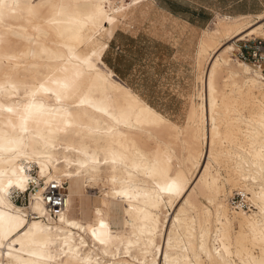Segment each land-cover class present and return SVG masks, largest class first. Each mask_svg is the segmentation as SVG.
<instances>
[{
	"label": "bare ground",
	"instance_id": "1",
	"mask_svg": "<svg viewBox=\"0 0 264 264\" xmlns=\"http://www.w3.org/2000/svg\"><path fill=\"white\" fill-rule=\"evenodd\" d=\"M149 1L128 7L130 0H99L106 6L101 20L84 6L95 0H0V244H5L0 264L264 260V66L257 69L235 57L226 44L264 38V10L217 13L203 29L197 45L202 89L181 126L123 82L104 59L119 18ZM85 53L109 74L90 77L94 86L83 95L65 93L58 100L65 76L87 73L80 63ZM33 101L43 102L48 113L29 121L25 132L20 115ZM205 142L208 159L197 193L208 205L198 194L183 195ZM183 147L194 165L189 174L175 164ZM52 181L68 182V198L98 189L96 213L85 219L83 210L82 217L73 216L67 207L52 216L43 201ZM32 183L29 204H17L14 194ZM233 189L249 195L254 208H233L228 199ZM168 206L174 207L172 220ZM113 207L122 214L119 227Z\"/></svg>",
	"mask_w": 264,
	"mask_h": 264
},
{
	"label": "rangeland",
	"instance_id": "2",
	"mask_svg": "<svg viewBox=\"0 0 264 264\" xmlns=\"http://www.w3.org/2000/svg\"><path fill=\"white\" fill-rule=\"evenodd\" d=\"M221 13L226 14L225 12ZM184 19V16L176 13L170 0H150L141 10L136 9L129 12L125 18H119L114 26L112 41L110 40L109 47L104 54L107 64L115 70L123 82L129 84L172 122L181 126H184L188 120V110L192 100L199 101L198 93L202 89L200 76L204 66L198 61L197 45L203 29L208 28L212 21L211 19L203 26H198L196 23H189ZM257 38L264 41L262 37ZM246 41H228L226 44L230 42L228 46L235 57L247 61L241 57V49L247 43ZM247 62L257 69H262L264 66V64L256 65L249 60ZM202 147L204 149L203 157L201 156L199 167L183 193L185 196L189 192H192L193 195L198 194L197 181L208 159L207 143L205 142ZM187 151L188 149L184 147L178 149L175 164L180 170L189 174L192 169L190 167H194V165H192V161L188 160ZM187 164L188 166H186ZM37 170L38 168L34 166V175H38ZM43 181L41 179V183ZM68 185V182L65 181L66 188ZM35 189L36 186H32L25 193V198L23 195L22 200L19 199L15 202L27 206L30 193ZM18 195H20V190L14 194V198ZM98 198V189H92L90 192L85 191L82 195L68 198L67 207L71 215L82 217L83 210L85 219H89L96 213L92 205L93 201L98 203ZM198 199L205 205L209 204L202 195L198 194ZM228 199L233 208L241 207L245 211L254 208L249 200V195H245L241 189H233L229 193ZM168 207L167 220L170 217L172 220L174 207ZM112 218L116 224L121 221L122 214L116 207H113ZM119 226L120 223L116 227Z\"/></svg>",
	"mask_w": 264,
	"mask_h": 264
},
{
	"label": "snow or ice",
	"instance_id": "3",
	"mask_svg": "<svg viewBox=\"0 0 264 264\" xmlns=\"http://www.w3.org/2000/svg\"><path fill=\"white\" fill-rule=\"evenodd\" d=\"M137 0H130L128 7H131L133 3H136ZM87 8H90L93 10V17L95 19H104V11L103 8L106 6H102V4L99 2V0H95V2L87 3L84 5ZM108 23H112L111 19L107 21ZM82 65H87L88 71L87 73L84 72H78L75 75L72 76H65L63 82L60 84V89L62 91H59L57 93V99L59 100L61 96H63L65 93L68 95L79 93L80 95H83L84 91L90 89L94 86L93 81L90 80V77L98 76L100 73H104L105 76L109 74L108 69L100 63H93V60L87 53L84 54L83 59L80 62ZM44 91H48L45 89ZM34 95V94H33ZM79 98V97H77ZM84 101L81 100V104H83ZM73 108L78 107V105H72ZM7 111L11 113L13 110L11 108H8ZM99 111V109H97ZM48 113V109L46 108L45 104L43 102L36 103V102H29L25 108L24 112L20 115L21 120V130L27 131V124L29 121H32L33 123L38 122L44 115ZM68 117H71L72 113H67ZM116 123L119 124L120 120H116ZM70 126V125H69ZM111 131V129H109ZM262 160H264V155L261 157ZM116 161L113 160V163ZM104 163H108L107 160L104 161ZM25 169L21 168L20 171H24ZM20 185L18 184L17 187ZM180 182L177 181V193L179 192ZM93 236H95V232H93ZM262 236H264V233H262ZM7 241V245L10 246L12 243V240L7 239V236L5 237ZM15 239V237H13ZM17 243H19L17 241ZM99 243L101 245L105 244L106 241L103 239L99 240ZM0 248H5V244H0ZM161 261H163V254L161 256ZM261 264H264V260L261 261Z\"/></svg>",
	"mask_w": 264,
	"mask_h": 264
},
{
	"label": "crops",
	"instance_id": "4",
	"mask_svg": "<svg viewBox=\"0 0 264 264\" xmlns=\"http://www.w3.org/2000/svg\"><path fill=\"white\" fill-rule=\"evenodd\" d=\"M170 2L178 15L184 16V20L198 26L213 20L217 13L256 14L264 9V0H170Z\"/></svg>",
	"mask_w": 264,
	"mask_h": 264
},
{
	"label": "built area",
	"instance_id": "5",
	"mask_svg": "<svg viewBox=\"0 0 264 264\" xmlns=\"http://www.w3.org/2000/svg\"><path fill=\"white\" fill-rule=\"evenodd\" d=\"M246 42L247 43H245L241 49V57L247 61L249 60L256 64H264V41L255 38L247 40ZM34 185L36 186L35 183H32L29 189H31L32 186L34 187ZM28 190H20V195L16 196L14 200H22L23 195L25 198V193ZM43 201L48 206L49 213L54 217L58 216V213L66 209L68 206V191L65 186V182L61 183L58 181H52L47 184V188L43 193Z\"/></svg>",
	"mask_w": 264,
	"mask_h": 264
}]
</instances>
